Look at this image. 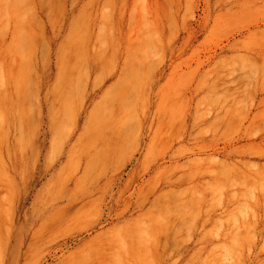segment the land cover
<instances>
[{
  "label": "rangeland",
  "instance_id": "1",
  "mask_svg": "<svg viewBox=\"0 0 264 264\" xmlns=\"http://www.w3.org/2000/svg\"><path fill=\"white\" fill-rule=\"evenodd\" d=\"M0 264H264V0H0Z\"/></svg>",
  "mask_w": 264,
  "mask_h": 264
}]
</instances>
